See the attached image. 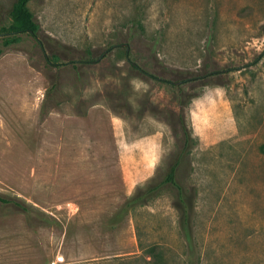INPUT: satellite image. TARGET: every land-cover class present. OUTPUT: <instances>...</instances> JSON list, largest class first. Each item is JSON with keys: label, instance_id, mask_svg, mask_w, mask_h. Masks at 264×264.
Listing matches in <instances>:
<instances>
[{"label": "rangeland", "instance_id": "obj_1", "mask_svg": "<svg viewBox=\"0 0 264 264\" xmlns=\"http://www.w3.org/2000/svg\"><path fill=\"white\" fill-rule=\"evenodd\" d=\"M13 1L0 0V26ZM26 8L44 51L27 32L0 35V264H151L138 243L161 264H264V0ZM177 115L192 139L175 176L193 203L188 244L168 186L118 213L163 179ZM154 132L150 177L128 182Z\"/></svg>", "mask_w": 264, "mask_h": 264}, {"label": "trees", "instance_id": "obj_2", "mask_svg": "<svg viewBox=\"0 0 264 264\" xmlns=\"http://www.w3.org/2000/svg\"><path fill=\"white\" fill-rule=\"evenodd\" d=\"M31 0H14L10 5L8 10V16L13 20V25L8 26H0V35L2 37L12 35L18 32H27L37 43L38 47L41 51H44L43 41L39 39L38 35V25L33 18L32 14L27 10L26 4ZM115 47V46H114ZM59 48V47H57ZM111 47H109L106 51H108ZM102 56V55H101ZM123 56L126 57L125 51L123 52ZM50 58L58 61L59 58L57 54H50ZM46 63L50 64L47 57H44ZM83 63L86 61H81L80 59H71L68 61L71 64L72 69H75L77 63ZM68 63H60L56 64L57 67L65 66ZM132 67L138 72L139 75L153 78L151 75L147 74L144 71L139 70L135 65ZM181 74V73H180ZM177 75V74H175ZM179 81V83H183L185 81L194 80L196 77L185 76ZM176 82H172L170 85L172 88L178 89V85ZM182 106V104H181ZM176 125L179 127L180 131V139L179 146L174 154L173 160L171 164L168 166L167 171L164 174L163 179L153 185L148 186L144 190L138 191L133 196L129 197L124 201V203L120 206L118 213L126 214L132 211L136 206H143L145 203L156 193V191L162 186L170 187L174 192V202L173 206L177 211L178 215V226L184 241L188 244L190 241L191 234V217L193 212V203L190 195L175 181V176L180 167L181 163L185 160V157L189 154V148L192 144V139L189 132L185 128L184 120L181 115L176 116ZM174 128V127H173ZM1 203H5L6 200L0 198ZM18 207L21 209L22 205L16 203ZM140 250L144 252L146 256L151 257V264H161L162 263V252L160 250H156V247L150 245L147 249H144L140 243H138Z\"/></svg>", "mask_w": 264, "mask_h": 264}, {"label": "crops", "instance_id": "obj_3", "mask_svg": "<svg viewBox=\"0 0 264 264\" xmlns=\"http://www.w3.org/2000/svg\"><path fill=\"white\" fill-rule=\"evenodd\" d=\"M157 138L158 132H154L135 143L134 146L138 148V151L134 153V156L137 155L138 158L134 159L133 161V163H135V167L130 170L131 172L129 171V176L127 179L128 182H133L134 184L136 182L146 180L150 177L154 166L155 154L157 151Z\"/></svg>", "mask_w": 264, "mask_h": 264}, {"label": "built area", "instance_id": "obj_4", "mask_svg": "<svg viewBox=\"0 0 264 264\" xmlns=\"http://www.w3.org/2000/svg\"><path fill=\"white\" fill-rule=\"evenodd\" d=\"M55 209L57 211L66 210L69 213H73L76 210L75 206L72 205L71 203H65V204H62V205H56Z\"/></svg>", "mask_w": 264, "mask_h": 264}, {"label": "water", "instance_id": "obj_5", "mask_svg": "<svg viewBox=\"0 0 264 264\" xmlns=\"http://www.w3.org/2000/svg\"><path fill=\"white\" fill-rule=\"evenodd\" d=\"M175 84H178V83H175Z\"/></svg>", "mask_w": 264, "mask_h": 264}]
</instances>
